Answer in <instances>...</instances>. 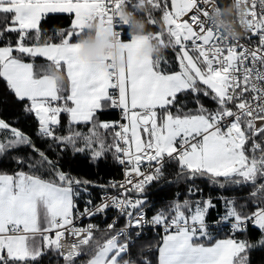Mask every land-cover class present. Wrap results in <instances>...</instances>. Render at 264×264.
Wrapping results in <instances>:
<instances>
[{
	"label": "trees",
	"instance_id": "trees-1",
	"mask_svg": "<svg viewBox=\"0 0 264 264\" xmlns=\"http://www.w3.org/2000/svg\"><path fill=\"white\" fill-rule=\"evenodd\" d=\"M216 1L221 16L231 18L235 0ZM117 3L116 11L121 19L117 43L139 36L149 37L152 39L154 67L159 74H183V65L189 68L170 35L172 25L168 17L175 11L174 0H117ZM108 4L109 0L103 12L96 14L99 16L85 27H74L73 13H57L44 16L38 30L16 28L14 12L0 9V48L12 49L6 59L31 63L34 80L45 75L53 76L57 89L55 105L61 109L59 124L52 125L50 132H43L34 115L35 104L18 98L2 76L4 60L0 56V175L22 173L53 185L72 186L77 193L74 196L76 209L98 202L104 192L116 190L110 180L121 178L122 174L115 126H104V123H115L118 112L113 110L111 99H104L103 109L94 114L92 121L74 123L65 112L73 108L65 64L33 57L21 47L59 45L68 40L71 43L95 42ZM107 20L111 22L109 18ZM189 53L199 65L196 74L192 71L196 82H189L187 88H181L170 103L156 111L158 126H162L169 115L189 117L203 112L216 120L221 112L228 111L226 102L199 77L204 71L213 73L211 63L201 54L200 46L191 45ZM231 58L230 55L228 60ZM244 133L243 151L258 168L253 178L235 172L222 176L203 169L186 168L180 157L190 149V145L182 155L167 159L151 183L136 191L137 203L131 212L120 218V225L127 217L139 212H143L148 220L163 225L170 224L181 214L191 220L197 209L203 212V220L210 224L220 218L238 221L256 216L258 222L255 225L238 227L235 232H230L229 228L219 230L210 227L195 231L194 242L212 244L222 238H233L237 243L246 241L247 250L243 253L237 251L232 264H264V128L253 136L250 124L244 122ZM180 139L184 136L176 138L177 147H180ZM195 143L199 145L200 139ZM86 189L89 193L85 192ZM111 218L112 212L107 211L100 218L86 219L81 223L96 224L99 228L92 240L81 247L82 255L77 258L63 259L58 243H55L39 257L12 259L4 255L0 257V264H90L98 255L99 248L108 243L112 232L102 225ZM169 233L171 230L161 227L141 232L133 228L129 232L132 242L128 250L118 257V263L131 260V264H159L160 248ZM115 243L119 247L124 246L126 238Z\"/></svg>",
	"mask_w": 264,
	"mask_h": 264
},
{
	"label": "built area",
	"instance_id": "built-area-1",
	"mask_svg": "<svg viewBox=\"0 0 264 264\" xmlns=\"http://www.w3.org/2000/svg\"><path fill=\"white\" fill-rule=\"evenodd\" d=\"M116 6V0H109L104 17L111 20L115 32L113 42L118 40L121 26ZM233 12L231 18L224 19L216 0H178L177 9L170 15L169 20L176 25L174 33L185 58H190L188 50L191 45H199L202 56L211 63L210 70L225 79L227 86L225 102L230 115L222 112L214 131L221 138L230 139L240 147L246 138L244 122L250 124L253 136L264 128V0H235ZM181 25L192 27L193 38L188 39L181 33L179 30ZM230 55L232 58L228 60ZM112 93L116 95L115 90ZM52 103V101H44L38 106L41 109H49L46 117L50 118V121H53ZM116 103L117 101L114 100V107L119 112L117 133L122 176L110 180L111 185L116 187L115 191H108L98 202L74 210L68 225L61 229L59 252L62 258L71 259L81 255V246L91 240L99 228L96 224L81 223L86 219L100 218L107 211L112 212V218L102 227L112 232L110 241L126 238L124 250L128 249L132 242L129 232L133 228L141 232L155 227L175 231L180 229L201 231L210 227L219 230L229 228L230 232H235L238 227L244 228L258 222L255 216L239 221L220 218L211 224L177 220L163 225L155 220H148L143 212H139L127 217L120 225V218L131 212L137 203L136 191L151 183L167 159L182 155L196 140L187 142L180 139V147H176L173 154L151 159L156 154L151 141L152 112L144 110L140 117L147 120L144 127L150 143L142 144L140 154L143 161L137 169V165L134 166L130 161L133 150L127 142L125 116ZM85 192L89 193V190Z\"/></svg>",
	"mask_w": 264,
	"mask_h": 264
},
{
	"label": "crops",
	"instance_id": "crops-1",
	"mask_svg": "<svg viewBox=\"0 0 264 264\" xmlns=\"http://www.w3.org/2000/svg\"><path fill=\"white\" fill-rule=\"evenodd\" d=\"M107 1L0 0V9L14 12L15 15L16 11L19 13L34 10L36 18H43L49 14L73 13L74 27L79 28L78 15H84L88 23L99 16L96 14L103 12ZM109 23V20L101 19L99 29L100 26L107 29ZM112 34L113 30H109L106 35L97 36L96 41L92 43H71L68 40L59 44L56 54L51 57L41 56L39 53L32 54L58 64L64 63L67 67L73 108L65 112L72 121L76 114L90 115L88 122L92 121L94 114L103 109V100L111 98L114 87L118 91L120 107L128 119L132 117L137 119L142 109L150 108L156 112L168 103L170 92L168 85L172 77L156 71L152 39L139 36L131 41L121 40L114 44ZM2 76L18 98L30 100L35 106L44 101L57 100L55 78L45 75L34 80L31 63L5 59ZM55 109L60 115L61 109L56 105ZM56 115L57 112L54 110L52 117ZM140 140L141 137L139 142ZM134 141L130 132V143L135 149ZM20 229L22 233L13 234ZM50 230H53V227L46 226L39 219L36 191L31 193L20 189L0 195V239L5 241L14 236L20 237L24 239V246L28 245L30 240L37 241L40 247L36 252L41 254L49 246L58 243V240L53 242L47 238L48 236H44L48 235ZM194 234L187 230L169 233L160 248L159 264H232L238 251V243L235 239L222 238L212 244H199L194 242Z\"/></svg>",
	"mask_w": 264,
	"mask_h": 264
},
{
	"label": "rangeland",
	"instance_id": "rangeland-1",
	"mask_svg": "<svg viewBox=\"0 0 264 264\" xmlns=\"http://www.w3.org/2000/svg\"><path fill=\"white\" fill-rule=\"evenodd\" d=\"M16 12L14 19L16 23L15 26L20 29L38 30L43 18H36L34 10ZM86 24L85 16L82 14L78 15L77 26L81 28L85 27ZM109 30H113L111 26H107V29H103V27L100 26L98 37L106 35ZM179 30L188 39L194 36L191 26L181 25ZM170 35L176 41L177 37L172 30ZM58 46L59 45L27 46L23 49L21 48V50L30 55L39 53L41 56L51 57L56 54V48H58ZM11 50V48H0V56L3 57V60L7 58L6 55ZM32 56L34 57L35 55ZM184 66L186 65H183V67ZM183 74H173L171 76L172 79H169L168 88L170 92L168 94V103L174 99L175 94L178 93L181 88H187L189 85L188 79L185 75L183 76ZM201 74L202 76H199L200 79H202L219 98H225L227 87L225 79L211 72L208 73L204 71V73ZM90 117V115L76 114L74 115V121L76 123L81 121L88 122ZM216 123L217 120L209 118L203 112L189 117L167 116L162 126H156V123L154 125L156 138L155 146L159 150V155L173 151L175 149L174 142L176 138L181 135L189 142L199 138V145L194 143L191 145L190 149L180 157L183 166L190 169H203L219 175L221 173L222 176L235 172L249 179L253 178L258 173V168L253 159L243 151L242 147L238 148L230 139L218 136L213 130ZM107 125L112 126L114 122H107L104 126ZM126 128L135 139V149L139 150V139L142 136L139 121L135 117L129 118ZM20 189H25L31 193L32 191L37 192L39 219L43 221L46 226L53 227V230H50L47 233L48 235L44 236H48V239L56 242L60 237L59 230L64 225L68 224V218L74 213V196L77 194L74 187L53 185L45 180L22 173L16 175H0V195L12 193ZM59 218L62 219L61 223L58 222ZM203 218V212L197 209L191 221H202ZM239 242L240 243L237 245L238 251L243 253L247 250L248 244L246 241ZM23 243L24 239L16 236L5 241L0 239V257L4 256L6 251V256L12 259L36 258L41 255L36 252L38 247H40L37 241L30 240L28 241V245L25 244V246ZM122 253V249L117 244L106 243L99 248L98 255L90 264H119L117 259Z\"/></svg>",
	"mask_w": 264,
	"mask_h": 264
},
{
	"label": "water",
	"instance_id": "water-1",
	"mask_svg": "<svg viewBox=\"0 0 264 264\" xmlns=\"http://www.w3.org/2000/svg\"><path fill=\"white\" fill-rule=\"evenodd\" d=\"M183 72L192 84L196 82V77L192 74V72H190V70L186 66L183 67ZM35 113L36 119L39 121V125L41 126L42 130H46L48 123L45 119L40 117L41 110L39 108H36ZM228 114L230 115V113Z\"/></svg>",
	"mask_w": 264,
	"mask_h": 264
}]
</instances>
